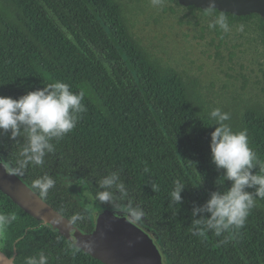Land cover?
<instances>
[{
	"label": "trees",
	"instance_id": "trees-1",
	"mask_svg": "<svg viewBox=\"0 0 264 264\" xmlns=\"http://www.w3.org/2000/svg\"><path fill=\"white\" fill-rule=\"evenodd\" d=\"M0 2V95L18 98L56 81L86 93L87 111L76 128L53 141L55 151L45 156L43 167L29 165L19 175L30 188L33 179L51 175L56 186L44 200L68 219L87 208L93 220V210L120 212L95 199L97 181L119 171L129 189L128 200L145 212L140 223L155 234L168 264H264V199L254 197L256 206L246 224L227 243L222 241L228 233L192 234L193 222L209 215H193V209L212 191L230 186L221 176L223 170L211 162L212 109L230 113L226 123L233 131H247L259 161L252 171L260 173L264 167V105L257 94H204L197 80L177 71L166 52L141 43L121 0ZM162 11L174 8L168 5ZM200 11L196 25L205 16V9ZM225 15L231 31L212 29L217 47L225 44L231 58L247 49L248 55L264 57L263 18L254 13ZM241 24L243 31L238 30ZM22 145V138L13 141L7 133L0 135L1 158L15 166ZM69 174L88 183L73 188L64 180ZM176 181L185 184L180 205L171 201ZM152 185L158 190L153 192ZM74 189L89 196L85 206L70 192ZM126 207L127 202H121L120 208ZM0 212L17 215L3 233L6 247L1 249L11 256L15 247L16 264L40 251L49 256V264H104L82 249L74 254L73 243L1 190ZM90 219L76 225L89 231Z\"/></svg>",
	"mask_w": 264,
	"mask_h": 264
},
{
	"label": "clouds",
	"instance_id": "clouds-1",
	"mask_svg": "<svg viewBox=\"0 0 264 264\" xmlns=\"http://www.w3.org/2000/svg\"><path fill=\"white\" fill-rule=\"evenodd\" d=\"M158 0H154V3ZM214 0H209L205 8V15L211 17L208 27L218 29L222 33H229L231 26L228 17L215 11ZM244 30V25L238 27ZM85 91L80 89L73 91L72 87L62 81H56L28 91L18 98L0 95V135L7 133L9 138L17 141L23 139V145L19 151L15 166L6 165L0 160V166L8 167L10 174L23 175L29 165L43 167L45 156L55 151L53 141L59 142L77 126L82 115L87 111L83 103ZM209 118L214 122V130L210 133L211 162L216 169L223 170L224 181L230 182V186L223 191H212L205 203L193 209V215L206 212L209 215L204 219L193 222V235L203 236L206 231H212L217 237L228 233L222 242L227 243L232 235L243 228L251 209L256 206L254 197L264 199V167L260 173L252 169L259 163L257 154L249 146V138L246 130L233 131L226 121L231 119L228 112L217 107L210 111ZM209 125V126H211ZM80 185H86L88 181L79 179ZM67 183H71L67 181ZM99 191L95 199L101 205L111 208H120L121 202H127L123 208L133 224L140 223L145 217L141 206L129 201V189L121 179L119 171H112L97 181ZM56 186V180L49 174L33 179L31 189L41 199L47 198L50 190ZM152 190L157 191L158 186L152 185ZM185 184L174 182L171 191L173 204H181V192ZM253 188L254 194L246 191ZM88 209L71 215L67 225H76L90 219ZM17 220L14 212H0V235L6 232L9 225ZM63 217H52L46 222L60 224ZM73 253L81 248L91 249V241L81 240L71 245ZM23 264H49V256L43 251L35 256H26Z\"/></svg>",
	"mask_w": 264,
	"mask_h": 264
},
{
	"label": "water",
	"instance_id": "water-1",
	"mask_svg": "<svg viewBox=\"0 0 264 264\" xmlns=\"http://www.w3.org/2000/svg\"><path fill=\"white\" fill-rule=\"evenodd\" d=\"M178 1L201 9L209 3V0ZM214 3L216 9L225 14L256 13L264 20V0H214ZM0 160H3L1 156ZM0 190L44 225L52 217H63L60 224L48 223L47 226L71 243L91 241V249H81L104 264H168L154 233L141 223L133 224L127 214L109 209L93 210L94 228L87 231L78 225H67L68 218L41 199L19 176L10 174L8 167L0 166ZM15 257V247L12 256L0 249V264H16Z\"/></svg>",
	"mask_w": 264,
	"mask_h": 264
},
{
	"label": "flooded vegetation",
	"instance_id": "flooded-vegetation-1",
	"mask_svg": "<svg viewBox=\"0 0 264 264\" xmlns=\"http://www.w3.org/2000/svg\"><path fill=\"white\" fill-rule=\"evenodd\" d=\"M162 1V7L171 5L174 8V12L176 10L175 5H178L182 9L188 11V14L185 16L187 20L178 19V25H182V27L187 26L186 32L191 33L192 37L199 42H204L203 44L205 45V48L210 51L209 56L217 63L218 66H220L215 71L210 67V75L206 80L209 85L205 83L204 79H200L206 74V69L193 57L187 58L186 65L182 67H180V65L176 66V63H174L173 65L176 67L177 71L182 74V76H190V78L197 80L198 83L202 85L204 94H257L259 96V102L264 105V75L262 73V71H264V57H260L257 53L248 55L249 49H247L245 53L239 52V54L231 58L229 52L230 48L227 49L225 44L221 47H217L216 45L218 37L214 35L213 30L207 25L210 22L211 17L207 15L202 16L198 25H196L198 16L203 14L200 10L204 9L197 8L192 5H182L178 0ZM192 7L194 8L193 11H191ZM164 13L171 14L173 12L166 11ZM183 13H186V11ZM182 56L185 57V55ZM188 61L189 63H187ZM70 192H72L73 196L80 202V204L85 206L86 200H84L81 191L77 192L74 189ZM91 205L95 206L93 201L91 202ZM97 207L98 205H96V208ZM119 209L122 214H125V212H122L123 209ZM112 211H117V209ZM90 223L91 227L94 228V222L92 219H90ZM154 237L157 240L155 234ZM5 247L6 240L3 234L0 235V249H4Z\"/></svg>",
	"mask_w": 264,
	"mask_h": 264
},
{
	"label": "rangeland",
	"instance_id": "rangeland-1",
	"mask_svg": "<svg viewBox=\"0 0 264 264\" xmlns=\"http://www.w3.org/2000/svg\"><path fill=\"white\" fill-rule=\"evenodd\" d=\"M121 1L124 6V16L128 18V23L131 25V31L140 39L142 44L154 48L159 53L165 51L166 57L180 67L186 65L187 58L193 57L206 69V74L200 79H204L205 83L209 85L206 80L210 75V67L215 71L220 66L209 56L210 51L205 48L204 42H199L192 37L191 33L186 32L187 26L178 25V19H186L187 10L175 5V12L164 13L161 10L162 0H158L156 3L154 0ZM184 11L186 13H183ZM64 180L65 182L70 181L69 185L73 188L75 186L85 187L80 185L79 179L72 174L64 176ZM83 198L89 200L85 191ZM88 204L91 202L88 201Z\"/></svg>",
	"mask_w": 264,
	"mask_h": 264
}]
</instances>
